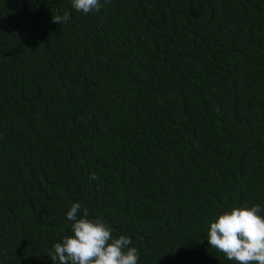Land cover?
<instances>
[{
    "label": "trees",
    "instance_id": "1",
    "mask_svg": "<svg viewBox=\"0 0 264 264\" xmlns=\"http://www.w3.org/2000/svg\"><path fill=\"white\" fill-rule=\"evenodd\" d=\"M100 4L0 0V264H55L73 203L138 264H237L207 233L264 218V0Z\"/></svg>",
    "mask_w": 264,
    "mask_h": 264
},
{
    "label": "clouds",
    "instance_id": "2",
    "mask_svg": "<svg viewBox=\"0 0 264 264\" xmlns=\"http://www.w3.org/2000/svg\"><path fill=\"white\" fill-rule=\"evenodd\" d=\"M107 3L108 0H105ZM72 7L84 14L101 9L100 0H72ZM70 13L53 15L52 22L66 25ZM95 176V174H93ZM260 205L233 208L210 223L207 241L211 248L237 264H264V218ZM81 204L73 203L67 212L73 235L55 243L47 254L55 264H138L139 252L129 247L132 240L112 235V229L100 219H88L87 208L80 218Z\"/></svg>",
    "mask_w": 264,
    "mask_h": 264
}]
</instances>
